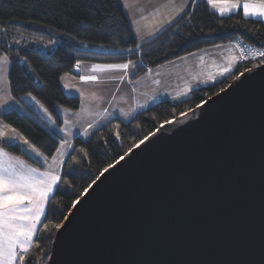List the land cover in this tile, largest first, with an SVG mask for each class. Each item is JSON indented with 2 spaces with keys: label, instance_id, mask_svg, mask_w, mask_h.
Wrapping results in <instances>:
<instances>
[{
  "label": "water",
  "instance_id": "95a60500",
  "mask_svg": "<svg viewBox=\"0 0 264 264\" xmlns=\"http://www.w3.org/2000/svg\"><path fill=\"white\" fill-rule=\"evenodd\" d=\"M242 73L103 170L47 264H264V63Z\"/></svg>",
  "mask_w": 264,
  "mask_h": 264
},
{
  "label": "trees",
  "instance_id": "16d2710c",
  "mask_svg": "<svg viewBox=\"0 0 264 264\" xmlns=\"http://www.w3.org/2000/svg\"><path fill=\"white\" fill-rule=\"evenodd\" d=\"M237 38L264 47V21L246 17L241 11L220 16L207 0H194L183 17L143 44L136 38L123 0H0V54L10 62L11 94L15 98L34 96L50 113L56 128L63 126L59 107L75 111L80 108V98L66 93L61 82L65 74L73 73L79 61L117 64L136 60V78L183 55ZM261 63L241 61L230 74L193 89L183 99L157 101L127 120L111 119L86 138L76 136L58 188L49 199L47 216L24 254L23 264H47L58 226L109 164L162 123L194 108L238 74ZM0 118L46 157H52L62 141L32 110H9ZM0 146L43 167L19 143L0 142Z\"/></svg>",
  "mask_w": 264,
  "mask_h": 264
},
{
  "label": "crops",
  "instance_id": "0c3cea01",
  "mask_svg": "<svg viewBox=\"0 0 264 264\" xmlns=\"http://www.w3.org/2000/svg\"><path fill=\"white\" fill-rule=\"evenodd\" d=\"M193 1L194 0H162V1L160 0H123V6L129 16L131 26L133 28V31L136 35L138 42L140 44H143L159 36L168 27H170L176 21H178L181 17H183L191 8ZM210 7L219 14L217 9H214L211 5ZM254 18H258V17H254ZM193 55H196V57L199 58L203 64H206L207 62L205 61L206 57H209L210 59H212L210 64H207L208 67H206V65H203L201 63V66H203V70H204V74H203L204 77H202V80H207V81L204 82L203 84L200 83L201 85L193 87V89L201 87V86L209 85L217 80L222 79L226 75L233 72V70L241 63V58H240V55L238 53V50L234 42H226V43H222V44H218L214 46L205 47L197 51H194L192 53L183 55L179 58L168 61L166 63L167 65H169L172 62L180 61L182 59H188V57H191ZM78 63L80 65L79 68L76 67L77 65L76 64L73 69V73L69 74V92H66V91L65 92L68 94L76 95L80 98L81 105L77 111L81 109L82 112L87 113V111L90 109L89 113L96 112L93 115V117L96 115L97 117L90 119L88 126L86 127L91 130L87 132L85 128L84 131H80V132L75 131V133H73L75 135L70 140L69 144H67L66 146H64L65 145L64 144L62 147L64 138L61 136V133H62L61 130H63L64 128V122H63L62 127L56 128L54 125V122L51 120L52 117L47 111H45L44 107L41 104H36V102H32L31 100L22 98L21 102L26 106V111H22V112L25 113L29 109L32 110L37 115V117L41 120V122H43L46 126L47 125L51 126L54 133H57L62 137V142H60L59 147L57 149L62 151L64 155H61L60 152L56 151L55 154L49 158V157H46L44 154H42L33 145L32 147L37 152L41 153L43 157L47 158L48 165L43 164V162L40 161L35 156L33 151L29 149V147L23 143V141L26 138L16 130L13 132L14 129L12 127L7 128L6 126H4L6 123L3 122L5 124H0V130H3L10 134L15 135L17 139L12 142H5L2 138H0V142L5 143V144L19 143L24 148V150L29 155H31L38 163H40L43 167L42 168L37 167L31 163H28L20 156L14 155L8 152L2 146H0V150H2L6 154L4 157L5 161L11 158L12 163L16 164L18 167H20L24 171H27L28 169H36L39 172L47 171L53 174H59L61 177V170L63 168L67 155L69 154V152L71 151L73 147L74 138L76 136L84 137L81 134L82 132L83 134L87 132V135L89 136L90 133L94 129L102 126L103 124L107 123L113 118L118 117L123 120H127L130 117H132L134 113L129 114L128 108L132 107L135 102H140V101L144 102L147 97L146 95L149 94V89L151 90V92H153L156 84H154L155 82L150 80L147 77L153 71H155V69L163 65L162 64L157 67L151 68L143 76L141 75V77L133 78L135 65H133L130 62V60L123 62V63H117V64H129V68L127 70L119 69V68H96L95 67L96 65H114V64L82 62V61H79ZM225 68H228L229 72L224 73V75H221V73L223 72ZM167 70H168V77L173 78L171 71H170L171 67L168 66ZM179 70L178 69L174 70V72H176V76H174L172 80V84L178 85L180 89H184V83L186 85L193 84L191 83L190 75L194 76L195 74H199L195 65L193 69L189 67L184 68L182 73H180ZM93 75L96 76V80L81 79V77H87V76H93ZM164 76L165 74L163 75L162 80L165 83L161 82V84L163 86L164 85L168 86L169 81L166 80L167 78L165 79ZM213 77H215V79H213ZM141 81H143L144 83L143 87L138 86V84ZM117 107H120L121 111ZM147 107L149 106H145V104H143V106H140L137 109L135 108L133 110H137L138 112ZM64 109L65 108L59 107L60 115L63 111H65ZM90 124L92 125V127H89ZM29 144L32 145L30 142ZM53 157H56L55 161L53 160ZM60 161H63L62 166L60 165ZM55 190L56 188L53 189V193L50 194L49 199L54 194ZM47 205L48 203L45 206L46 212H47ZM44 218H45L44 216H41V222L36 225L37 231L34 233L32 237L31 244L33 240L35 239Z\"/></svg>",
  "mask_w": 264,
  "mask_h": 264
},
{
  "label": "snow or ice",
  "instance_id": "6c2138e0",
  "mask_svg": "<svg viewBox=\"0 0 264 264\" xmlns=\"http://www.w3.org/2000/svg\"><path fill=\"white\" fill-rule=\"evenodd\" d=\"M207 3L217 9L220 16L238 14L242 10L244 16L258 17L261 21H264V0H207ZM129 51L131 50L129 49ZM244 51V49H241L242 58H244ZM252 55L253 58L257 56L264 57V51L253 52ZM79 66V63H77L76 67L79 68ZM95 67L127 70L129 64L96 65ZM227 72H229V69L225 68L221 75ZM240 75L243 76L244 73H240ZM81 79L96 80V76L81 77ZM221 91H224V89H221ZM197 107H200V105H197ZM171 122L166 121V123ZM89 127H92V125L90 124ZM85 135H87V132H85ZM0 138L5 142H12L17 139L15 135L3 130H0ZM146 139L148 137L144 138V140ZM144 140H141L140 144H143ZM23 143L33 151L43 164L48 165L47 158L37 152L27 139ZM67 143V141H64L62 147ZM135 146L139 147V145ZM57 151L60 152L59 149ZM131 151V148L125 151L124 156L120 157V160L128 156ZM60 154L64 155L63 152ZM5 155L0 150V264H23L24 254L28 252L32 237L37 231L36 225L41 222V216H47L45 206L48 203L50 194L53 193V189L58 188V182L61 177L59 174L47 171L39 172L36 169L24 171L12 163L11 158L5 161ZM53 160L55 161L56 157H53ZM62 164L63 161H60L61 166ZM112 167L113 165L109 164L104 169V172H107Z\"/></svg>",
  "mask_w": 264,
  "mask_h": 264
},
{
  "label": "rangeland",
  "instance_id": "374dc122",
  "mask_svg": "<svg viewBox=\"0 0 264 264\" xmlns=\"http://www.w3.org/2000/svg\"><path fill=\"white\" fill-rule=\"evenodd\" d=\"M160 1H162V0H160ZM155 17H156V15H155ZM161 21H162V19H161ZM211 60L212 59H210L209 57H206L205 61H207V62H206V64H203L200 61V59L196 57V55H193L191 57H188V59H182L180 61L172 62V63H170L171 65L170 64L167 65V63H165L161 67L155 69V71H153L147 77L150 80L154 81L155 82L154 84H156L153 92H151V90L149 89V94L146 95L147 97H146L145 101L144 102H142V101L135 102L132 107L128 108L129 109L128 113L129 114L130 113L135 114L137 112V110H133V109H135V108L137 109L138 107L143 106V104H145V106H151L155 101H160V100H164V99H169L171 101H178L180 99H183V98L189 96L193 87L201 85L200 83L203 84L204 82L207 81V80H202V77H204V75H203L204 70H203V66H201V63L203 65H206V67H208L207 64H210ZM130 62L133 65H136V63H137L136 60H130ZM194 65L196 66V69H197L199 74H195L194 76L190 75L191 83H193L192 85L191 84L186 85L184 83V89H180L178 87V85L172 84V80H173L174 76H176V72H174V70H177V69L179 70L181 68L179 71H180V73H182L184 68L189 67V68L193 69ZM168 66L171 67L170 71H171L173 78L168 77V70H167ZM9 68H10V62H9L8 57L5 54H0V114L2 112H6L9 110H16L20 113H24L22 111H26V106L21 102L22 98H26L28 100H31L32 102H36V104H40L39 101L34 96H32L30 94L23 95L20 98H15L12 96L11 91H10L9 78H8ZM164 74H165L164 78L165 79L167 78L166 80L169 81L168 86L167 85L163 86L161 84V82H164L162 80ZM139 77H141V76H139ZM61 82H62L64 90L66 92H69V74H65L61 78ZM143 84H144L143 81H141L138 84V86L143 87ZM113 106H114V104H113ZM62 108H64V107H62ZM117 108L119 110L121 109L120 107H117ZM64 110L65 111H63L61 113V117H62L63 122H64V128H63L64 131H62L61 136L64 138V141H67L68 142L67 144H69L70 140L75 135L73 133H75V131H79V132L84 131L85 128L88 126L89 120L97 117V115L93 117V115L96 112L89 113L90 109L87 111V113L82 112L81 109L79 111H77V110L75 111V110H69V109L65 108ZM51 120L54 122L53 118ZM0 124H5V123H3L1 118H0ZM99 125H101V124H99ZM4 126H6L7 128H11L7 124H5ZM47 127L50 130H52L51 126L47 125ZM86 130H87V132H89L91 129L86 128ZM55 131H57V130H55ZM76 133H78V132H76ZM81 134H82V136H84V138L88 137V135L86 136L85 133L83 134V132ZM67 144H65L64 146H66ZM61 152L62 151H60V153ZM68 213H67V215H68ZM67 215L65 216V218L67 217ZM65 218H64V220H65ZM64 220L61 222V224L58 226V228L63 224ZM58 228H57V230H58Z\"/></svg>",
  "mask_w": 264,
  "mask_h": 264
},
{
  "label": "built area",
  "instance_id": "2783aa9c",
  "mask_svg": "<svg viewBox=\"0 0 264 264\" xmlns=\"http://www.w3.org/2000/svg\"><path fill=\"white\" fill-rule=\"evenodd\" d=\"M234 43H235V46L238 50L240 57H241V49L245 50L243 53L244 58L241 57L242 61H245V62L258 61V60L264 61V57L257 56L253 58V55H252L253 52L264 51L263 46H257L252 43L246 42L242 38L235 39Z\"/></svg>",
  "mask_w": 264,
  "mask_h": 264
}]
</instances>
